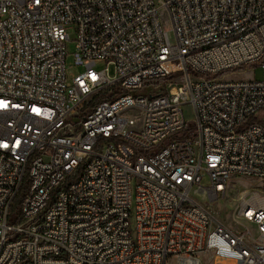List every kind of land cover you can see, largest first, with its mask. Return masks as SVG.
<instances>
[{
	"label": "built area",
	"instance_id": "1",
	"mask_svg": "<svg viewBox=\"0 0 264 264\" xmlns=\"http://www.w3.org/2000/svg\"><path fill=\"white\" fill-rule=\"evenodd\" d=\"M236 176L264 181V0H0V264H264V193L236 229L205 206Z\"/></svg>",
	"mask_w": 264,
	"mask_h": 264
},
{
	"label": "rangeland",
	"instance_id": "2",
	"mask_svg": "<svg viewBox=\"0 0 264 264\" xmlns=\"http://www.w3.org/2000/svg\"><path fill=\"white\" fill-rule=\"evenodd\" d=\"M166 29L170 28L166 21H162ZM68 41H66V70L67 74H74L78 72V69L74 66V51H75V42H74V31L72 29L67 30ZM170 40H172L173 35L170 33ZM105 65L102 64L100 68H103ZM262 70L258 64L248 66L245 69H242L240 72H234L229 76V78L234 80H260ZM109 75H113V68H109ZM176 76H179L176 75ZM182 113L186 122L193 121V109L191 105L186 104L182 108ZM200 185L207 187L209 185L208 177L205 175L200 181ZM258 191L264 193V181L259 179L247 178V177H233L226 184L224 195L221 199L211 202L210 204H205L206 208L223 224L232 229H236L234 224V211L237 204V201L243 195ZM203 264H211L209 261L203 262Z\"/></svg>",
	"mask_w": 264,
	"mask_h": 264
},
{
	"label": "trees",
	"instance_id": "3",
	"mask_svg": "<svg viewBox=\"0 0 264 264\" xmlns=\"http://www.w3.org/2000/svg\"><path fill=\"white\" fill-rule=\"evenodd\" d=\"M23 197V193H20L17 198L15 199L14 201V204L12 206V209H11V212H12V215H17V212H18V208H19V204L21 202V199Z\"/></svg>",
	"mask_w": 264,
	"mask_h": 264
}]
</instances>
